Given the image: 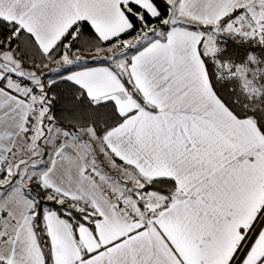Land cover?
I'll return each instance as SVG.
<instances>
[{
    "label": "snow or ice",
    "instance_id": "6c2138e0",
    "mask_svg": "<svg viewBox=\"0 0 264 264\" xmlns=\"http://www.w3.org/2000/svg\"><path fill=\"white\" fill-rule=\"evenodd\" d=\"M225 5L0 0V53L25 37L40 57L0 58V264H264V90L244 91L264 89V21L241 34L248 9ZM64 116L99 144H65ZM20 135L35 147L13 167Z\"/></svg>",
    "mask_w": 264,
    "mask_h": 264
},
{
    "label": "rangeland",
    "instance_id": "374dc122",
    "mask_svg": "<svg viewBox=\"0 0 264 264\" xmlns=\"http://www.w3.org/2000/svg\"><path fill=\"white\" fill-rule=\"evenodd\" d=\"M231 33H235L233 31H229ZM241 32V31H239ZM213 51V43L209 44V53H211ZM83 55V57L81 56ZM82 57L80 59L84 60V59H92L94 58V54L93 55H88L86 53H74L73 54V59H75L76 57ZM0 58L4 59L5 63L7 64V70L8 71H19V72H23V73H28L30 72V70L32 69L33 65H25L24 63H22L17 57L16 55L13 53L11 56H8L5 53H0ZM19 62V63H17ZM63 67V63H57L55 61L51 62L48 64L47 67H40L38 68L36 71L38 74L43 75L45 73H51L52 70L54 68H61ZM241 80H243V77H240ZM247 93H254L255 92V88L252 85H249L248 87H246L244 89ZM33 111L37 112V116H36V122H37V127H39V124L41 122V117L39 116V112L38 109H33ZM60 135L63 137L65 135V133H63V131L60 132ZM75 137H81L83 138V144L81 145H76L75 144ZM89 137H91V140H89ZM68 140L71 141L77 148H82L85 145H87L89 148L91 147L92 144H99V141H97L91 131L90 128L87 129H83V130H79L75 133L74 136H69ZM35 147V143H28L23 139H20V142H17L14 146V150H15V155L14 157L11 156V160H10V164L13 165V167L17 164H19L21 161H29L32 158V150Z\"/></svg>",
    "mask_w": 264,
    "mask_h": 264
},
{
    "label": "crops",
    "instance_id": "0c3cea01",
    "mask_svg": "<svg viewBox=\"0 0 264 264\" xmlns=\"http://www.w3.org/2000/svg\"><path fill=\"white\" fill-rule=\"evenodd\" d=\"M260 3V0H226V5L224 9L221 10L219 15H225L229 11H231L233 8H241V9H248V13L246 17H242L241 21L260 26L261 22L264 21V14L257 11L255 9L256 5ZM188 23H191V21H187ZM83 57V55H81ZM80 57V58H82ZM89 59V58H88ZM250 128H254L251 123H249ZM20 139H23L22 135L18 136L15 142L13 143L12 147L14 148L15 144L17 142H20ZM65 144H67L69 147H71L74 151L77 150V147L68 139L64 141ZM11 156L8 157V162L10 163ZM258 207V203L256 205ZM255 215V212L249 209L245 212V214L240 217L237 221V224L239 226H246L248 223L251 222L252 216ZM239 235L236 233V229L233 228L232 235L229 237V243H232L233 241H238ZM256 253L257 255L264 254V241H260L256 246Z\"/></svg>",
    "mask_w": 264,
    "mask_h": 264
},
{
    "label": "trees",
    "instance_id": "16d2710c",
    "mask_svg": "<svg viewBox=\"0 0 264 264\" xmlns=\"http://www.w3.org/2000/svg\"><path fill=\"white\" fill-rule=\"evenodd\" d=\"M228 13H226L225 15H227ZM249 30L250 29H247L246 32H240V33L244 34V33H247ZM228 35L234 36L235 33L229 32ZM19 43H20L19 54H15V53L14 54L22 63H24L25 65H32L29 63V60L36 61V60L40 59L38 53L35 51L33 45L31 44V42H29L27 40V38L22 37L21 40L19 41ZM216 43H219L221 46H223L222 40L216 41ZM244 47H248V45H245ZM214 48H215V43H213V50H214ZM82 53H85V52H82ZM212 54H213V51L211 53H209V55H212ZM257 56H259V53H257ZM223 59H224V57H221V60H223ZM229 59L238 60L239 58L237 56L233 55V56L229 57ZM51 62H53V61H49L48 64ZM42 63H43V61H42ZM262 66H264V58H262ZM232 83L235 84L236 81H233ZM252 86H254L255 92L249 93L251 95H258L259 91L264 90V89H257L256 85H252ZM237 95H240L239 91H238ZM240 99L243 100V96H240ZM57 123L62 125V127H64V128H68L69 130H74L75 133L79 130L89 128L86 126V122L79 120L78 118H75V117H71V118L67 117V116L59 117L57 120ZM22 137H23V135H22Z\"/></svg>",
    "mask_w": 264,
    "mask_h": 264
},
{
    "label": "built area",
    "instance_id": "2783aa9c",
    "mask_svg": "<svg viewBox=\"0 0 264 264\" xmlns=\"http://www.w3.org/2000/svg\"><path fill=\"white\" fill-rule=\"evenodd\" d=\"M259 6H260V3L256 5L255 9L257 11L261 12ZM250 25H253V24H248V23H245L242 21V22L236 24V29H238L241 32H246L247 29H250ZM255 26L257 27V30L259 31L260 26H257V25H255Z\"/></svg>",
    "mask_w": 264,
    "mask_h": 264
},
{
    "label": "water",
    "instance_id": "95a60500",
    "mask_svg": "<svg viewBox=\"0 0 264 264\" xmlns=\"http://www.w3.org/2000/svg\"><path fill=\"white\" fill-rule=\"evenodd\" d=\"M185 23H188V22L185 21Z\"/></svg>",
    "mask_w": 264,
    "mask_h": 264
}]
</instances>
